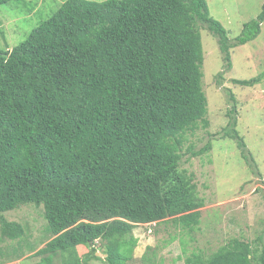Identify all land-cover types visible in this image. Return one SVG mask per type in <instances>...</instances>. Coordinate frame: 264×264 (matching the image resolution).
<instances>
[{
	"label": "trees",
	"instance_id": "1",
	"mask_svg": "<svg viewBox=\"0 0 264 264\" xmlns=\"http://www.w3.org/2000/svg\"><path fill=\"white\" fill-rule=\"evenodd\" d=\"M263 21L264 4L232 41L207 0H66L25 40L0 49L2 236L24 239V225L4 214L35 203L52 235L34 253L38 264L56 254L87 263L97 241L106 242L107 264H131L134 228L164 222L181 230L184 264H264V233L257 244L233 237L209 255L186 253L204 199L181 168L187 131L208 125L200 25L217 36L229 69L231 49L254 40ZM236 124L230 134L246 149ZM20 245L8 261L24 256ZM78 246L89 251L81 256Z\"/></svg>",
	"mask_w": 264,
	"mask_h": 264
},
{
	"label": "rangeland",
	"instance_id": "2",
	"mask_svg": "<svg viewBox=\"0 0 264 264\" xmlns=\"http://www.w3.org/2000/svg\"><path fill=\"white\" fill-rule=\"evenodd\" d=\"M66 0H13L0 6V49L13 48L25 40L38 24L52 15ZM104 1V0H95ZM211 15L228 29L232 41L243 30L244 23L261 13L264 0H207ZM205 51L203 88L208 99L205 118L188 130L182 148L181 168L194 176L198 196L204 199L202 217L194 239L185 235L187 252L199 247L211 254L233 237L252 243L264 233V77L252 86L235 83L234 79H251L264 72V21L258 36L231 49L232 66L226 61L217 36L200 25ZM224 71V72H223ZM222 72L223 75L219 76ZM236 98V110L232 111ZM239 135L247 144L239 145L233 121ZM205 150V148H207ZM253 157V160H252ZM9 220L20 221L26 228L21 241H11L1 234L0 264H38L41 256L34 253L52 237L43 205L28 203L6 212ZM172 223L139 224L133 234L138 239L131 264H184L179 233ZM172 235H176L173 241ZM27 240V241H25ZM17 253L23 257L11 260ZM97 257L84 264H107L106 242H96ZM34 249V251L32 250ZM86 246H78L84 256ZM150 256V259L145 257ZM64 257L56 254L53 264H63Z\"/></svg>",
	"mask_w": 264,
	"mask_h": 264
}]
</instances>
